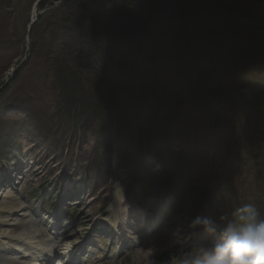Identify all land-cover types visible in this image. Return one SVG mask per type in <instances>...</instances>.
Here are the masks:
<instances>
[{"label": "rangeland", "instance_id": "1", "mask_svg": "<svg viewBox=\"0 0 264 264\" xmlns=\"http://www.w3.org/2000/svg\"><path fill=\"white\" fill-rule=\"evenodd\" d=\"M42 1L0 0V89L13 86L0 97V211L14 208L11 218L0 214V223L7 221V226L0 227V264H39L43 251L52 264H150L153 256L160 258L166 252L182 258L196 253L188 252L191 247L214 243L201 232V238L186 246L177 229L187 230L189 218L199 214L218 219L244 203L264 212V111L260 115L264 104V0L255 9H248L250 0H228L224 13L200 7L201 11L186 20L165 14L154 17L155 23L141 42L129 28L135 20L122 31H112L118 33L101 42L107 45L97 50L91 71L82 75L79 70V75L82 80L90 75L93 85L84 82L82 95L93 96L105 114H111L108 108L114 100L118 106L125 101V110H130L129 116L118 115L112 123L127 129L114 145L111 128L97 131L95 120L72 119L57 92L58 77L69 63L59 40L74 26L83 28V12L73 0H52L45 9L40 8ZM119 4V8L106 4L103 18L120 16L116 12L145 16L133 5ZM35 9L37 22L28 31ZM235 11L245 15L253 11V15L243 18L232 14ZM254 43L258 46L253 47ZM248 47H253L258 64H249L252 54L242 51ZM19 52H24L21 61H26L20 67L17 59L8 60V55ZM17 71L20 81L13 83ZM239 72L250 85L241 92L219 82L222 91L213 95L208 92L210 86L196 84L199 77L213 74L216 81L219 76L226 81ZM185 94L188 104L177 118L171 101ZM252 103L257 106L253 117ZM219 105L220 115L211 114ZM147 111L168 115L160 123L167 121L169 138L154 131V145H130L123 151L128 135L144 137L148 129L144 120L151 115ZM173 115L176 119L169 121ZM139 141L136 137L134 145ZM51 161L57 164L53 171ZM24 163L46 181L31 172L15 174ZM207 188L214 194L215 210L201 202L200 195ZM174 194L178 199L169 197L163 202L166 209L158 214L156 205ZM124 196L121 212V202L116 200ZM128 206L152 211L146 229L140 230L146 217L140 218L139 225L134 213L132 218L138 223L124 217L120 225L117 212L125 213ZM106 221L112 227L117 222L122 236H114L113 230L111 236L106 235ZM15 224L24 227L12 231ZM129 224L134 231L140 230L141 238L132 235ZM158 224L161 233L151 235ZM124 242L130 248L121 249ZM51 250L56 252L53 258Z\"/></svg>", "mask_w": 264, "mask_h": 264}, {"label": "trees", "instance_id": "2", "mask_svg": "<svg viewBox=\"0 0 264 264\" xmlns=\"http://www.w3.org/2000/svg\"><path fill=\"white\" fill-rule=\"evenodd\" d=\"M52 0H43L40 4L41 9H45L47 5ZM55 1V0H54ZM77 6L81 9L83 12V21L81 29H76L74 26L73 31L72 29L68 30L65 37H62L61 44H60V51L62 54H65L67 56L69 63L68 68L65 69V71L62 73L61 76L58 77L57 82V91L59 95L62 96V105L63 107H66L68 110V114L72 119L76 118H82L85 120V122H89L92 120H95V125H97V131L100 128H111V137L112 140L110 143L112 144L118 137H123V132L127 129L121 128H115L112 126V119H114V115L105 114V109L102 106H99L94 97L88 94L82 95V86L83 83L86 81H91V85H93V81L90 79V75L88 77H80L79 70H82V75L85 71H91L90 69V63L93 62L95 56L97 55V50L102 49L103 46L107 45L104 43H101L106 38H111L113 35L117 33H112V31H119L123 29L124 26H127L131 22L135 20L133 25L129 27L132 30V34L136 37L138 41L141 42V37L147 34L149 26H151V23L154 22L153 18L160 16V15H167L168 18H178L182 20L189 19L193 12L201 11L205 7H210L213 9H217L218 11L224 13L225 7L228 5V0H99L100 4H97L94 0H73ZM242 1V0H241ZM258 1V0H257ZM259 0L257 3L256 0H250V7L248 6V9H255L256 7H259V4L261 3ZM49 2V3H48ZM112 5L114 8H119L120 4H129L133 5L134 8L137 10H141L143 13H145V16L141 17H134L132 14L126 12H116L115 15H120L117 17L110 16L108 18H103L104 15V6L106 5ZM143 3H147V5H144ZM254 3V4H253ZM208 4V5H207ZM243 4V3H241ZM203 7V8H200ZM167 10L165 13L164 10ZM171 9H174V11H171ZM196 9V10H195ZM199 9V10H198ZM222 9V10H220ZM231 9V8H230ZM89 10V11H88ZM118 10V9H117ZM171 11L169 14L168 12ZM250 12V11H249ZM90 13L92 14L90 16ZM239 14L243 18L249 17L253 15V11L249 14H242L239 12H232V14ZM201 16L197 17L200 18ZM108 19V20H107ZM137 20V21H136ZM250 20V19H248ZM92 21V22H91ZM155 23V22H154ZM122 31V30H121ZM125 31V30H123ZM251 34L255 35V38L259 37L258 32H253ZM254 38V39H255ZM98 44V46H97ZM258 45L256 43L253 44V47H257ZM253 47H248L251 49H242V51L246 50L249 54H252ZM70 48V49H68ZM239 57H242V53L239 54V52H236ZM9 59L14 58L18 60V63L21 62V59L24 56V52L19 53H11V55H8ZM264 56V53H263ZM259 59L256 58V54L250 57L249 64H258L257 61ZM260 63V62H259ZM86 64H88L86 68ZM12 64H9L7 67L9 68ZM58 65V63H57ZM93 66V65H92ZM6 67V68H7ZM215 72L216 69H214ZM243 72H239V75H236L234 77H228L226 82L232 84V88H236L238 91H243L246 88H248V85L243 83L241 81V75ZM19 72L17 71L15 75L13 76V83L19 82ZM87 78V79H86ZM221 78L220 76L217 78H214L213 74H211L208 77H202L198 78V84L201 85L203 88L206 86H211L213 89L219 85V82ZM90 85V86H91ZM13 86L8 85V87H4L0 90V95L4 94L7 90L12 88ZM178 92V91H177ZM176 92V94H177ZM232 92V91H231ZM206 94V93H204ZM209 96V95H208ZM174 101L172 102L173 106H170L171 111L172 109L176 112L177 118H179L185 111V106L188 104L187 100L184 99L182 102V105H180L182 100H179V98L175 95ZM107 101V100H106ZM118 100H114L108 110H113L114 114H117L118 110L121 106H118ZM175 104V105H174ZM254 103H252L253 110L251 111L253 113L252 117L256 115L257 113V106L254 108ZM259 105V104H258ZM180 109L178 110V107ZM260 106V105H259ZM264 104L260 107H262L261 113L264 111L263 108ZM211 114H217L220 115V105L216 109V112H212ZM156 116L158 118H162L163 116L168 117V115L161 113L158 111L156 113ZM151 118H155L154 113L150 115ZM141 117H138L140 119ZM176 119L174 115L168 119L169 121ZM110 120V123L108 125H105L107 121ZM122 119L120 120V122ZM146 125H148L147 130H151L152 132L157 131L158 135H164L166 132L169 131V127L167 125V121H164L163 123L158 122H152L151 120L145 119L144 120ZM151 124V125H149ZM216 124V123H215ZM160 125V127H159ZM154 126V127H153ZM260 126V125H258ZM152 133L150 136H148L146 139L140 140L138 143H135L136 147L139 146H150L154 145V138ZM105 137V136H104ZM134 137H140L138 135L134 134ZM164 137V136H163ZM103 139V137H102ZM135 139V138H134ZM133 139V141H134ZM127 142L131 141V137H126ZM131 145L130 143L126 146ZM210 192L209 190H205L201 193L200 197L204 199L205 201H209L210 199ZM154 264H171V260L169 258V255H164L160 257L158 260L155 261Z\"/></svg>", "mask_w": 264, "mask_h": 264}, {"label": "clouds", "instance_id": "3", "mask_svg": "<svg viewBox=\"0 0 264 264\" xmlns=\"http://www.w3.org/2000/svg\"><path fill=\"white\" fill-rule=\"evenodd\" d=\"M214 239L201 244L194 255H184L180 264H264V212L244 203L230 213L213 219L206 215L189 218L187 230L177 229L186 246H191L197 230Z\"/></svg>", "mask_w": 264, "mask_h": 264}, {"label": "bare ground", "instance_id": "4", "mask_svg": "<svg viewBox=\"0 0 264 264\" xmlns=\"http://www.w3.org/2000/svg\"><path fill=\"white\" fill-rule=\"evenodd\" d=\"M33 19H34V17H33ZM263 118V117H262ZM86 144V143H85ZM26 145V144H25ZM33 147V146H32ZM37 147V146H36ZM26 148V147H25ZM39 153V152H38ZM152 154V153H151ZM84 155V154H83ZM91 156V155H90ZM96 156V155H95ZM148 156V155H147ZM40 157V156H39ZM58 158V157H57ZM56 158V159H57ZM91 160H92V158H91ZM22 161V160H21ZM94 161V160H93ZM144 161V160H143ZM146 162H148V161H146ZM150 162V161H149ZM36 165V164H35ZM49 167L52 169V171L53 170H55V168H54V166L55 165H57L55 162H53V161H51L50 163H49ZM149 166H150V164H149ZM148 166V167H149ZM152 166V165H151ZM30 166H29V164H21V166L20 167H17V169L14 171V173L16 174H19V173H25L26 172V175H28L30 172H31V175H33V176H36V178H38V180L39 181H44L45 179H46V177L45 176H43V175H39L38 176V173H36L35 171H32V169H31V167L29 168ZM54 168V169H53ZM15 169V168H14ZM57 169V168H56ZM39 171V170H38ZM45 171V170H44ZM43 171V174L45 173ZM154 171V170H153ZM153 171H152V173H153ZM42 172V171H41ZM49 173H50V171H49ZM69 173V172H68ZM158 173V172H157ZM39 174H41V173H39ZM30 175V174H29ZM155 175V174H154ZM157 175V174H156ZM30 176H28V178H29ZM27 178V177H26ZM25 178V179H26ZM34 178V177H33ZM35 179V178H34ZM37 180V179H36ZM48 180V179H47ZM46 181V180H45ZM30 182V181H29ZM40 184H41V182H40ZM134 194V193H133ZM135 195V194H134ZM142 201V200H141ZM127 202V201H126ZM130 202V201H129ZM128 202V203H129ZM137 202H139V201H137ZM142 203V202H141ZM126 204V203H125ZM122 205V203H120V204H118V206H119V209L122 211L123 209H121V206ZM145 205V204H144ZM29 206V205H28ZM27 207V206H26ZM147 207V206H146ZM30 208V207H29ZM8 209V210H7ZM13 206H10L9 208H6V210H2V211H0V214L1 215H3L4 217H6V218H11L12 217V215H13V213L11 212V211H13ZM18 209V208H17ZM20 209V208H19ZM127 210H128V208L127 209H125V212H127ZM15 212V211H14ZM128 212H129V214H131L132 215V211L131 210H128ZM59 215V214H58ZM88 215V214H87ZM16 217V216H15ZM123 216L122 215H120L119 214V220H120V222H122L123 221V218H122ZM137 217V216H136ZM149 218V217H148ZM142 219V218H141ZM90 221H91V215H89V217H88V222H87V224H89L90 223ZM7 221H4V222H1L0 223V227H2V226H7V223H6ZM14 222H16V220L14 221ZM145 222V221H144ZM148 222V221H147ZM149 223V222H148ZM144 225V224H143ZM147 226H148V224H147ZM24 226L23 225H21V224H19V225H17V224H15L14 226H13V229L14 230H12V231H20L22 228H23ZM147 228V227H146ZM129 232V231H128ZM197 232H199L198 234H197V236L196 237H198V238H201L202 237V231L201 230H197ZM126 233V232H125ZM133 235V234H132ZM131 236V235H130ZM129 236V237H130ZM138 237V236H137ZM131 238V237H130ZM136 238V237H135ZM139 238V237H138ZM20 239H16L15 241H19ZM143 240V239H142ZM139 241H140V239H139ZM137 243V242H136ZM149 244V243H148ZM141 245V244H140ZM143 247V246H142ZM150 247V246H149ZM132 248V247H131ZM135 249V248H134ZM139 252V251H141V249H138V250H133V252ZM143 251V250H142ZM44 252V251H43ZM38 253V252H37ZM46 253V252H45ZM41 254V253H40ZM50 254H51V257L54 255V252H52V250H51V252H50ZM49 254V255H50ZM45 255H47V254H45ZM48 255V256H49ZM45 258V259H42V258ZM53 258V257H52ZM47 259V260H46ZM49 258H46L45 256H42V257H40L39 258V260L37 261L39 264H46V263H48L49 262V260H48ZM65 264V263H64Z\"/></svg>", "mask_w": 264, "mask_h": 264}, {"label": "water", "instance_id": "5", "mask_svg": "<svg viewBox=\"0 0 264 264\" xmlns=\"http://www.w3.org/2000/svg\"><path fill=\"white\" fill-rule=\"evenodd\" d=\"M40 1L41 0H38V4L40 3ZM37 14H38V11L35 9V11H34V16H35V18L31 21V24H30V26H29V29L32 27V25L36 22V20H37Z\"/></svg>", "mask_w": 264, "mask_h": 264}]
</instances>
